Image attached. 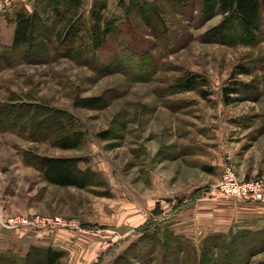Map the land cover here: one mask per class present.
I'll use <instances>...</instances> for the list:
<instances>
[{
    "label": "rangeland",
    "instance_id": "obj_1",
    "mask_svg": "<svg viewBox=\"0 0 264 264\" xmlns=\"http://www.w3.org/2000/svg\"><path fill=\"white\" fill-rule=\"evenodd\" d=\"M119 1L82 0L74 45L56 41L44 2L36 37L46 42L30 53L11 50L5 19L21 5H0V252L52 248L66 258L57 264L264 260V229L233 230L264 200L211 191L229 167L264 183V4L251 42L215 0H150L153 31ZM102 2L116 30L91 52L85 33ZM41 157L80 160V185L47 182Z\"/></svg>",
    "mask_w": 264,
    "mask_h": 264
},
{
    "label": "trees",
    "instance_id": "obj_2",
    "mask_svg": "<svg viewBox=\"0 0 264 264\" xmlns=\"http://www.w3.org/2000/svg\"><path fill=\"white\" fill-rule=\"evenodd\" d=\"M37 1V0H36ZM120 0L119 3L125 5L126 14L131 12L132 8H137L140 18L150 30L157 27L156 21H161L157 15L155 4L147 0ZM179 5L189 0H165ZM211 2L212 0H204ZM46 3V8L50 10L53 18H56V23L60 29L55 35V39L59 43H64L66 38H70L72 45L76 44L81 38V27H75V21L80 20L79 11L82 6V0H42L36 4L34 12L30 13L24 7L15 8L11 14H6L5 19L8 24L14 25L13 40L11 50L24 49L25 53H30L37 45H44L46 40L37 39V27L39 25L40 8L43 3ZM218 13L223 15L225 19H234L238 26L242 29L244 35L251 42L257 40L258 34L262 26L261 12L264 0H215L214 3ZM121 7V6H120ZM119 7V8H120ZM107 8L105 2H102L98 11L92 10L90 13L89 28L86 30L91 52L97 51L107 42L109 35L115 30L116 26L112 25V21L107 20L103 16V12ZM39 11V13H38ZM118 20V19H114ZM116 22V21H115ZM76 23V22H75ZM158 24V23H156ZM80 28V29H79ZM46 31L48 29L46 28ZM47 35V34H46ZM46 38V36H45ZM72 51L86 52L81 45ZM192 77V76H191ZM188 77L181 82V86L187 90L196 87L194 78ZM234 93L235 90H231ZM206 97V92H203ZM90 99L84 100V105L90 102ZM60 130H63L61 125ZM78 141L77 138H75ZM63 148H68L67 143L62 144ZM80 160L68 159L63 157H41L37 163L38 169L42 172L44 179L58 186H78L80 185L76 177H81L85 171L77 168V163ZM151 242V241H150ZM38 253H42L45 258H36ZM59 251L52 248L30 247L25 255H20L17 252L7 250L0 252V264H57L61 259ZM141 262V260L139 261ZM255 264H264L261 260Z\"/></svg>",
    "mask_w": 264,
    "mask_h": 264
},
{
    "label": "built area",
    "instance_id": "obj_3",
    "mask_svg": "<svg viewBox=\"0 0 264 264\" xmlns=\"http://www.w3.org/2000/svg\"><path fill=\"white\" fill-rule=\"evenodd\" d=\"M217 197L237 201L264 200V183L262 180H239L235 171L227 168L217 186L211 190ZM59 222L58 219H56Z\"/></svg>",
    "mask_w": 264,
    "mask_h": 264
},
{
    "label": "crops",
    "instance_id": "obj_4",
    "mask_svg": "<svg viewBox=\"0 0 264 264\" xmlns=\"http://www.w3.org/2000/svg\"><path fill=\"white\" fill-rule=\"evenodd\" d=\"M6 1H8V0H0V5L3 2L5 3ZM10 1L18 2L19 5H21V7H24V8H28L33 3V0H10ZM147 1H150V0H147ZM242 180H244V179H242ZM257 205H258V207H256V208H252V209L244 208L243 211H240L243 214L240 215L239 219L237 218L238 220L235 221V223L233 224L235 226V227H233V230L254 233V232L261 231L264 229V201L257 204ZM216 231H218V230H216ZM17 237L20 240L22 239L19 236H17ZM51 242H49V243H51ZM33 244L34 243H32V245ZM65 259L66 258H62L61 261H64ZM67 259H69V258H67Z\"/></svg>",
    "mask_w": 264,
    "mask_h": 264
}]
</instances>
